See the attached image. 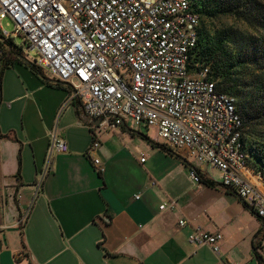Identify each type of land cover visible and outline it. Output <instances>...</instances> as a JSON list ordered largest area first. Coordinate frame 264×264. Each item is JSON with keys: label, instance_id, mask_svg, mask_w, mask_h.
Returning <instances> with one entry per match:
<instances>
[{"label": "crops", "instance_id": "crops-1", "mask_svg": "<svg viewBox=\"0 0 264 264\" xmlns=\"http://www.w3.org/2000/svg\"><path fill=\"white\" fill-rule=\"evenodd\" d=\"M0 69V264H261L255 239L264 221L220 186L216 168L117 130L100 137L99 174L77 103L63 107L69 88L3 53ZM54 129L68 152L53 156L34 196ZM191 168L212 185L194 183ZM170 202L174 209L160 210ZM196 227L222 234L218 255L188 242Z\"/></svg>", "mask_w": 264, "mask_h": 264}, {"label": "built area", "instance_id": "built-area-1", "mask_svg": "<svg viewBox=\"0 0 264 264\" xmlns=\"http://www.w3.org/2000/svg\"><path fill=\"white\" fill-rule=\"evenodd\" d=\"M5 18L14 27L10 34L0 28V54L9 39L19 37L34 52L35 67L69 88L63 107L77 103L92 133L88 156L96 172H103L94 156L100 137L130 120L155 132L173 153L216 168L220 186L264 221V188L242 151L236 100L216 90L208 65L189 68L200 22L189 0H0V23ZM66 152V142L52 130L34 196L52 170L53 156ZM189 176L200 182L193 171ZM174 207L170 202L160 210ZM222 241V234L200 227L188 236L190 244L215 255ZM255 251L264 264V235L255 239Z\"/></svg>", "mask_w": 264, "mask_h": 264}, {"label": "trees", "instance_id": "trees-1", "mask_svg": "<svg viewBox=\"0 0 264 264\" xmlns=\"http://www.w3.org/2000/svg\"><path fill=\"white\" fill-rule=\"evenodd\" d=\"M189 3L200 19L196 46L188 54L189 68L198 70V66L208 65L212 79H218L216 90L236 98V111L242 120V151L247 156L248 168L261 178L264 186V5L257 0ZM228 22L241 23L252 33L241 32ZM125 128L123 125L121 130ZM140 137L147 139L143 134ZM151 145L172 154L168 148ZM190 171L200 182L212 185L196 168Z\"/></svg>", "mask_w": 264, "mask_h": 264}, {"label": "rangeland", "instance_id": "rangeland-1", "mask_svg": "<svg viewBox=\"0 0 264 264\" xmlns=\"http://www.w3.org/2000/svg\"><path fill=\"white\" fill-rule=\"evenodd\" d=\"M257 1L264 5V0H257ZM228 24L229 25H233V27H235L236 29H238L241 32L252 33V30L248 29L245 25H243L241 23L228 22ZM13 27H14V24H13V21L10 18H5L0 23L1 31L2 32H6L8 34H10L13 31ZM1 52L4 55H6V58H8V60H10L11 62L12 61L13 62H17L19 59L16 57V55L19 54L24 59H26L31 65H33L34 67L36 66V64L33 61V58L35 56L34 52L29 50V49H27L25 47V45H23L22 40L19 37H13V38L9 39L8 46H4L3 50ZM16 58L18 60H15ZM39 71H40V74L45 79L53 80L52 75L47 70H39ZM215 81L217 82L218 79L215 80ZM125 126L127 128H130L132 130H135V131L139 132L140 134H143L147 138V139H145V138H142V137H140L138 135H135V136L132 137V138H135L136 139L135 141L137 143H139L142 147L151 148L152 147L151 144H157V145L163 146V147H165L167 149L165 141L160 139L159 137H157L155 132H148L146 130V128H144V127H137L130 120H126V125ZM118 132H119L120 135H123V136H126V137H131L126 130L122 131L121 128L118 129ZM152 148H156V147H152ZM187 160L189 162H192V160H190V159H187ZM261 183H262V180H261ZM262 186H263V183H262ZM263 188H264V186H263Z\"/></svg>", "mask_w": 264, "mask_h": 264}, {"label": "water", "instance_id": "water-1", "mask_svg": "<svg viewBox=\"0 0 264 264\" xmlns=\"http://www.w3.org/2000/svg\"><path fill=\"white\" fill-rule=\"evenodd\" d=\"M16 57H17L20 61H22L23 63L30 64L26 59H24V58H23L22 56H20L19 54L16 55ZM50 82L55 83V84H64V83H62V82H60V81H57V80H52V81H50ZM95 124H96V122H95ZM124 125H125V124H124ZM125 130H126L128 133H130V134L140 136V133L137 132V131H135V130H132V129L127 128V127L125 128Z\"/></svg>", "mask_w": 264, "mask_h": 264}]
</instances>
